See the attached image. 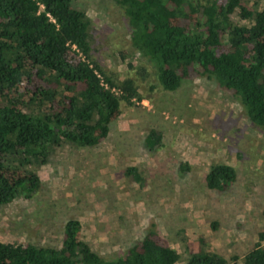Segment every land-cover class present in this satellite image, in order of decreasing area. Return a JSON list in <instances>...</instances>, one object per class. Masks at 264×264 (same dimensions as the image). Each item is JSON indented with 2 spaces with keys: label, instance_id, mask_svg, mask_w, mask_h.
Masks as SVG:
<instances>
[{
  "label": "trees",
  "instance_id": "16d2710c",
  "mask_svg": "<svg viewBox=\"0 0 264 264\" xmlns=\"http://www.w3.org/2000/svg\"><path fill=\"white\" fill-rule=\"evenodd\" d=\"M126 17L129 42L118 51L133 70L134 54L151 66L158 87L173 91L191 76L212 78L231 91L247 120L264 133V0H113ZM90 18L74 0H0V206L30 198L36 167L63 144L104 139L120 101L140 100L128 74L105 72L91 56ZM143 80L147 71L136 70ZM151 87V86H150ZM149 127L144 146L161 143ZM124 174L139 178L133 166ZM226 163H210L208 188L223 191L235 180ZM264 229L239 264H264ZM187 241V239H185ZM182 264H227L200 235L187 241ZM179 252L150 226L120 253L100 255L80 236L75 218L63 222L57 246L0 240V264H176Z\"/></svg>",
  "mask_w": 264,
  "mask_h": 264
},
{
  "label": "rangeland",
  "instance_id": "374dc122",
  "mask_svg": "<svg viewBox=\"0 0 264 264\" xmlns=\"http://www.w3.org/2000/svg\"><path fill=\"white\" fill-rule=\"evenodd\" d=\"M241 2L250 7L249 0H241ZM74 3L85 10L90 18L91 56L105 72L113 73V77L120 78L125 74L133 77L138 83V91L142 96L140 100H133V104L120 101V114L110 123V131L95 148H72L69 144H63L50 154L46 163L36 167L41 179V186L36 193L30 198L18 197L0 206V240L57 246L63 222L68 217H76L80 222L81 238H86L87 244L99 254L110 257L120 253L128 245L141 238L146 229L142 226V222L146 223L153 219L159 226L157 230L162 239L179 252L180 258L176 264H182L181 260L185 258L187 248L184 249L180 234L175 231L177 226L185 220H180V211L165 215L162 219L164 220L163 225L159 218L165 210L168 213L169 206L167 205L170 204V200L163 201L159 198L157 205L148 202L149 198L144 192L138 194L135 184L123 179L122 188L127 189L125 200L127 202L131 198V202L137 201V209L139 208L137 213L139 214L133 211L132 213L126 212L123 216L124 213L121 210V218L124 217L125 221L121 220L119 223L120 209L117 207L119 201L116 205L111 204L115 209L113 211L107 209L106 206L102 209L97 207L99 206L98 201L108 204L106 196L117 197L118 193L112 189H106L107 191L103 189L101 175L96 173L87 175L86 169L82 168L89 169V172H92L94 168L95 172H99V167L93 164L96 159L92 154L94 151L104 149L116 154L117 164L121 162L122 165L128 162L129 158L126 155L121 156L124 154V149L133 151L135 155L141 154L143 135L149 127L162 128L164 145L153 153L146 151L147 154L143 157L146 156L149 161L151 158L153 163L158 162L164 165L170 161L168 151H174L173 142L181 135L186 146L196 151L202 147L200 151L208 155L207 157L198 155L199 163L206 159V161H212L209 159L210 152H213L219 144L223 145L231 136L230 138L238 139L239 145L243 143L244 146L246 144L250 148L251 160L256 165V175L253 178L246 177L244 181L240 178L235 179L236 186L239 187L236 188V193L246 198L252 193L249 183L259 180L257 182L259 184L260 179L264 180V133L247 120L231 91L219 87L212 78L191 76L183 79L175 90L165 91L156 84L149 63L137 54H134L131 59L134 64L133 70H128L125 66L126 55L122 60L118 55V51L122 50H126L125 54H128L129 48L126 17L122 9L113 0H74ZM139 65L144 66L147 71L143 80L139 79L136 72ZM175 126L177 128L173 130ZM239 158L242 159L241 155ZM133 161H138L137 164L142 168L146 163L145 159H134ZM171 168L175 170L172 175L177 186L185 187L184 183L188 177L183 179L176 174L177 167L171 166ZM200 169L201 167L198 169L194 166L188 175L190 179L200 177ZM146 171L148 172L147 169ZM106 172L109 173L107 170ZM178 180H181L180 184ZM156 181L152 182L151 188L162 189L163 187ZM87 192L95 198L96 201H93L95 206L91 202H86L84 197ZM136 197L138 200L135 199ZM252 201L254 202V199ZM253 202L247 210L249 215L243 214L246 217L248 215V223L251 225L246 229L242 238L246 239V242L234 241L236 228H233V230H228L226 237L224 235V242H221L217 248L209 245L225 256L233 253L238 255V262L229 261L227 264H239L244 249L253 244L252 229L258 230L261 227L264 229V203H259L257 199ZM134 206L136 208V205ZM251 212L253 217L250 216ZM204 217L212 218L211 215ZM95 218L97 224H95ZM216 218L218 220L224 218L222 223L227 225L235 221L229 215L221 219L218 216ZM168 226L169 228L166 229ZM98 230L103 231L104 234L99 236L96 232ZM261 243L264 244V240Z\"/></svg>",
  "mask_w": 264,
  "mask_h": 264
},
{
  "label": "crops",
  "instance_id": "0c3cea01",
  "mask_svg": "<svg viewBox=\"0 0 264 264\" xmlns=\"http://www.w3.org/2000/svg\"><path fill=\"white\" fill-rule=\"evenodd\" d=\"M120 114V112H119ZM118 114V115H119ZM117 117V116H116ZM115 117V118H116ZM113 118L109 122V128L108 132L110 131V123L115 119ZM179 127V126H178ZM153 128V127H152ZM177 127L175 126L173 130H175ZM159 130L161 133H163V130L161 127L159 128H154ZM114 132V131H113ZM163 135H161V143L159 145L154 146L152 149H148L147 147L144 146V143L141 147L142 152L141 154H134L133 151H126L124 149V154L121 156L128 157V162H124V164L121 165L115 160V155L108 150V152L104 150H99V151H94L92 156H95L96 160L93 162L94 165L99 167V172H95V169H92V172H89V169L87 168H82L86 169V174L87 175H101L102 177V184L101 187L103 189H109V190H114L115 192L118 193L117 197L113 196H106V200L108 204L102 201H98V204L100 209L102 207L104 208L105 206L108 207L107 209L110 210H115L113 205H116V202L119 201V205L117 206L120 209V213L118 214V222L120 223L121 220L125 221L124 217L121 218V210L124 213L123 216L126 215V212L132 213L133 211L137 213L139 211V208L137 209V201L135 203L131 202L130 200H127L126 202V194H127V189L122 188L123 186V179L129 181L130 183L135 184V187L138 191V194L141 192H144L147 195L148 202H152L153 204L157 205V201L160 198L161 200L166 201L170 200L169 209L165 210V213H161L159 218L162 220L165 215H170L174 214L175 212L180 211L181 215L180 220H185L182 222L180 225L177 226L176 228V233L178 232L180 234V239L183 242L184 249L186 250V242L187 241H196L197 236H201L205 239V241L208 242V245L217 248L221 242H224L223 238L225 234H228V230H233V228H236V231L234 232L236 237H234V241L237 243L239 242H246V239H242L243 235H245V231L247 228H249L251 225L248 223V213L247 210L250 209L252 206L251 203L253 202L252 200L254 199V202L256 199L258 200L259 203H264V182L263 179H260V183L258 184L257 182L259 181H252L249 183L250 187L252 190H250L252 193H250L246 198L245 196H240L236 193V188H239L236 186V181L234 180L231 182L229 188L228 186L223 190V191H217L212 188H208L204 184V174L208 169V166L210 163H226L232 166L235 170V179H244L246 177H251L253 178L255 174V163L253 160H251L252 153L250 152V148L245 144V146L240 144L238 142V139H233L228 137V140L223 145H218L217 148L214 149L213 152H210L209 159L212 161H201L199 163L200 159L198 155L207 157L208 155L204 153V151H200L202 147L198 151L196 149L186 146L184 141L182 140V135L179 136L178 139H176L173 142V149L174 151H168V164H160L158 162H152V159H149L143 155L149 153H153L157 149L161 148L162 145H164L163 142ZM181 138V139H180ZM99 143V142H98ZM98 143L93 144V145H87V146H75V145H70L72 148H84V149H91L95 148ZM221 143V142H220ZM147 151V153H146ZM206 154V155H205ZM239 155H241V158H239ZM136 156V157H135ZM138 157V158H137ZM92 158V159H93ZM132 158L141 160L145 159L146 163L144 167H140L138 165V161H133L131 160ZM164 159V158H163ZM158 160V159H154ZM162 161V159L160 160ZM244 161V162H243ZM247 161V162H245ZM98 162V163H97ZM175 162V163H174ZM241 162V164H239ZM199 163V164H198ZM93 165V166H94ZM117 165V167H116ZM127 166H133L137 174L139 175V178L134 179L132 175L130 174H124V168ZM171 166L177 167L178 170L176 174L184 179V177H188V179L185 181L184 185L185 187L181 188L179 185L177 186V183L175 182L176 180L173 178V173L175 172L174 168L172 170ZM196 166L198 169H200V177H190L188 176L190 173V170ZM264 168V167H263ZM105 169V170H104ZM148 170V172L146 171ZM104 170V171H103ZM109 171V173L106 172ZM194 170V169H193ZM195 171V170H194ZM192 171V172H194ZM156 172V174L154 173ZM158 173V175H157ZM157 175V176H156ZM158 177V178H157ZM264 178V177H263ZM160 179V181H158ZM157 180V181H156ZM241 180V181H242ZM156 181L157 184L159 183L160 186H162V189H157V188H151L152 182ZM183 181V182H184ZM244 181V180H243ZM177 182H181V180H178ZM246 184V182H244ZM256 184V185H255ZM183 185V183L181 184ZM39 186H41V179ZM38 186V188H39ZM240 186V183H239ZM114 187V188H112ZM197 188V189H196ZM256 188V189H255ZM135 189V190H136ZM38 190V189H37ZM36 190V191H37ZM107 191V190H106ZM36 193V192H35ZM34 193V194H35ZM215 193V195H214ZM33 196V195H32ZM263 196V197H262ZM102 197V195H101ZM85 200L86 202H91L93 206H95L94 202L96 201L93 195L90 192H87L85 194ZM138 200V198H135ZM242 199V200H241ZM160 200V201H161ZM94 201V202H93ZM159 201V202H160ZM171 202H173L171 204ZM176 202V203H175ZM240 202V204H238ZM253 202V203H254ZM103 204V206L100 205ZM147 203V201H146ZM113 204V205H111ZM238 204V205H237ZM136 205V208L135 206ZM143 207L147 208L146 206L142 205ZM172 206V207H171ZM140 207V206H139ZM95 208V207H94ZM253 208V207H252ZM241 209V210H240ZM254 211V210H253ZM252 211V212H253ZM250 213V216L253 213ZM264 212V211H263ZM247 213L244 216L243 214ZM139 214V213H137ZM260 214V212H259ZM205 215H211V219H206L204 216ZM232 216V219L235 221L230 223L229 225L223 224L222 220L224 219L223 217H228ZM203 216V217H202ZM219 217L218 220L216 217ZM252 215L251 217H253ZM257 216V215H256ZM261 216V215H259ZM90 217V216H88ZM68 218H75L78 220L76 217H68ZM67 218V219H68ZM158 218V217H157ZM66 220V219H65ZM95 221L97 224V220L95 218ZM99 221V220H98ZM221 221V222H220ZM80 223V222H79ZM94 224V225H95ZM164 224V220H162V225ZM125 226V224H123ZM142 226H145L146 229L150 226L154 227L156 230L158 229V225H156V222L151 219L150 221L144 223L142 222ZM158 226V227H157ZM226 227V228H225ZM228 227V228H227ZM169 226L166 228L168 229ZM145 229V230H146ZM262 227L258 230L252 229V237L254 238V234L258 231H260ZM144 230V232H145ZM169 231V230H167ZM100 234H104L103 231L98 230L96 231ZM159 233V231L157 230ZM227 232V233H224ZM80 233H81V228H80ZM213 233V234H212ZM160 234V233H159ZM211 236V238H210ZM238 236V238H237ZM226 237V235H225ZM187 239V241H185ZM210 239V240H209ZM233 239V238H232ZM87 242V239L83 238ZM229 240V239H228ZM168 243V242H166ZM169 244V243H168ZM170 245V244H169ZM251 246H249L250 248ZM249 248L244 249L245 251ZM188 249V248H187ZM217 251V250H216ZM187 252V251H186ZM101 255V254H100ZM242 256V255H241Z\"/></svg>",
  "mask_w": 264,
  "mask_h": 264
}]
</instances>
